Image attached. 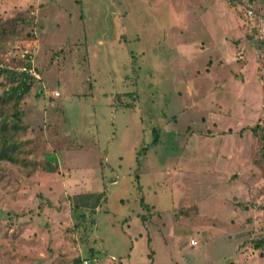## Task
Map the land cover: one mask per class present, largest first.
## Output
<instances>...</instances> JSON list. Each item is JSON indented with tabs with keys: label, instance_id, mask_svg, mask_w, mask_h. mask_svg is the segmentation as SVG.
Segmentation results:
<instances>
[{
	"label": "rangeland",
	"instance_id": "rangeland-1",
	"mask_svg": "<svg viewBox=\"0 0 264 264\" xmlns=\"http://www.w3.org/2000/svg\"><path fill=\"white\" fill-rule=\"evenodd\" d=\"M248 8L264 17V0H0L16 20L0 95L25 52L38 76L0 104L15 159L0 162V264L92 247L118 263L135 238L151 264H264V42Z\"/></svg>",
	"mask_w": 264,
	"mask_h": 264
},
{
	"label": "trees",
	"instance_id": "trees-1",
	"mask_svg": "<svg viewBox=\"0 0 264 264\" xmlns=\"http://www.w3.org/2000/svg\"><path fill=\"white\" fill-rule=\"evenodd\" d=\"M7 21H5L4 23L2 21H0V41L3 38H5V36H6L7 28H8L7 26L16 24L15 19H8ZM17 21H19L18 17H17ZM29 57H30L29 55H26L25 60H24V64L28 63ZM8 72H9L8 70L0 69V75L3 73H8ZM10 74L11 75H10L9 80L11 81L12 85H11V87L8 88L7 93L3 92L4 94L0 95V104H4L6 102L9 103V102H11V100H13V98L15 99L14 100L16 102L15 104H17L30 92L31 84H28L27 81L25 80V78L30 80L31 79L30 77H28L26 74H20L19 75L16 72H10ZM123 95H128V94H123ZM6 98H7V100H6ZM129 104H130V106L133 105V103H129ZM126 106H129V105L126 104ZM1 114H2V111L0 110V115ZM19 117L20 116H17L16 114H12V116L5 118L7 120L12 119L11 128L17 132H18L19 128L14 121L16 119H18ZM7 120L4 122L5 125L10 122V121L7 122ZM257 128L258 127L256 126V127L252 128V130H251L252 134L254 136L257 133ZM157 139H158L157 136L154 135V140H153L154 145L157 144V142H158ZM261 140L264 141L263 138H261ZM12 148H13V144L11 143L10 139L7 138L6 136H3V133L0 132V162H13V161H15V159L13 158V156L10 153ZM262 149L264 152V146L262 147ZM51 170L53 171L54 168H51ZM48 205L50 207V203ZM144 207L147 208L146 206H144ZM142 218L143 217L141 216V219ZM76 227L79 228L82 226H76ZM261 248H264V238H262L261 240H259L255 243V249L256 250L261 249ZM94 251H95V249L93 247L89 249L90 258L94 256ZM147 258L152 262L150 253H148ZM79 262H80V259L75 260V264H78Z\"/></svg>",
	"mask_w": 264,
	"mask_h": 264
},
{
	"label": "built area",
	"instance_id": "built-area-1",
	"mask_svg": "<svg viewBox=\"0 0 264 264\" xmlns=\"http://www.w3.org/2000/svg\"><path fill=\"white\" fill-rule=\"evenodd\" d=\"M246 16L248 20L250 19L254 20L253 28H251V31L253 32V38L256 41L264 42V17L261 15H257L255 12H253L251 8L247 9ZM25 53L26 55H30L29 52H25ZM26 55L23 58H25ZM30 65L33 66V59L31 56L29 57L28 64H25L24 66L19 68L18 71L20 72V74H26L28 77L31 78L30 80H32L33 77L38 79V76H36V74L34 73V69ZM25 80L27 81L28 84H30L29 79L25 78ZM58 95H59L58 93H54V96H58ZM190 246L191 247L197 246V241L190 240ZM78 264H92V263L88 258H81Z\"/></svg>",
	"mask_w": 264,
	"mask_h": 264
},
{
	"label": "crops",
	"instance_id": "crops-1",
	"mask_svg": "<svg viewBox=\"0 0 264 264\" xmlns=\"http://www.w3.org/2000/svg\"><path fill=\"white\" fill-rule=\"evenodd\" d=\"M223 58L225 60H227L229 58V56L223 55ZM188 90H189V93L192 92L189 88L187 89V91ZM69 206H70V204H69ZM69 206H68V208H69ZM70 210H71V206H70ZM129 238H130V242H131L132 239L130 236H129ZM136 243L139 246V240L137 238H135V240L129 244V249L126 253V257H124V259H122L121 262L118 261L119 260L118 258H116L115 256H112V255L110 256L111 260H113V259L117 260L118 259L117 260L118 263L117 262H115V263L111 262L110 260L103 258L101 255L96 254L95 252H97V251L94 252L93 257H91V258L88 257V259H90L92 264H151V261L147 258L146 255H144V252H143V254H137L136 253V249H134L135 247L136 248L138 247Z\"/></svg>",
	"mask_w": 264,
	"mask_h": 264
}]
</instances>
